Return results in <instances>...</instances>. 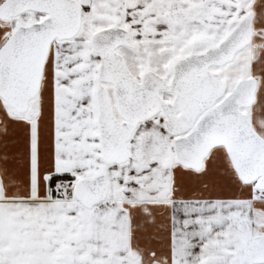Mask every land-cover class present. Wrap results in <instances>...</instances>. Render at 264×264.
I'll return each instance as SVG.
<instances>
[{
  "label": "snow or ice",
  "instance_id": "obj_1",
  "mask_svg": "<svg viewBox=\"0 0 264 264\" xmlns=\"http://www.w3.org/2000/svg\"><path fill=\"white\" fill-rule=\"evenodd\" d=\"M0 264H264V0H0Z\"/></svg>",
  "mask_w": 264,
  "mask_h": 264
}]
</instances>
